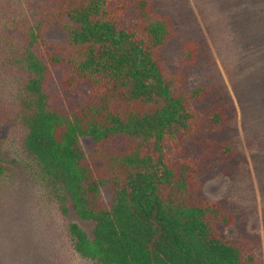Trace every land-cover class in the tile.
<instances>
[{"label":"trees","instance_id":"trees-1","mask_svg":"<svg viewBox=\"0 0 264 264\" xmlns=\"http://www.w3.org/2000/svg\"><path fill=\"white\" fill-rule=\"evenodd\" d=\"M27 1L3 64L21 76L25 152L64 213L95 224L92 237L70 224L76 250L95 264H253L225 234L233 213L203 190L205 173L241 154L216 137L235 107L208 111L210 89L170 63L173 19L153 0ZM55 25L67 44L46 38ZM10 168L0 156V177Z\"/></svg>","mask_w":264,"mask_h":264},{"label":"rangeland","instance_id":"rangeland-1","mask_svg":"<svg viewBox=\"0 0 264 264\" xmlns=\"http://www.w3.org/2000/svg\"><path fill=\"white\" fill-rule=\"evenodd\" d=\"M153 2L176 25L165 51L170 63L190 64V87L210 89L208 111L235 107L216 137L231 141L241 154L205 173L203 190L235 216L226 236L255 257L253 264H264V0ZM28 10L27 0H0V156L11 167L0 177V264H95L76 250L69 228L76 223L92 237L94 222L82 219L71 206L64 213L58 188L39 175L24 150L21 76L3 60L11 55L7 29ZM46 38L68 41L58 25ZM81 145L90 152L95 141L83 137ZM112 195L113 187L106 185L102 199Z\"/></svg>","mask_w":264,"mask_h":264}]
</instances>
